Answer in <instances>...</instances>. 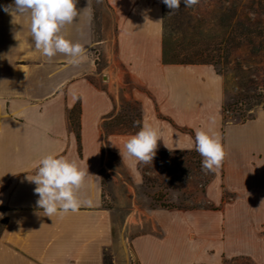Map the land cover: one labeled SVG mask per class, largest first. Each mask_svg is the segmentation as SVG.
<instances>
[{
  "label": "crops",
  "instance_id": "crops-1",
  "mask_svg": "<svg viewBox=\"0 0 264 264\" xmlns=\"http://www.w3.org/2000/svg\"><path fill=\"white\" fill-rule=\"evenodd\" d=\"M13 3L0 0V264H104L106 252L112 264H126L111 213L103 207L100 175L108 150L129 173L138 174L139 163L132 166L124 148L135 134H112L105 140L102 129L113 113V96L120 90L128 95L122 87L126 77L152 97L140 91L130 97L141 103L142 126L155 117L164 124L185 125L194 136L211 127L226 153L205 186L213 209L171 210L169 215L152 210L160 228L131 241L138 261L223 264L228 256L242 255L259 264L264 240L257 227L264 212L254 205L264 203V108L244 123L221 129L224 104L216 102L221 77L203 67L208 65L161 62L159 0H107L117 31L112 43H102L105 62L100 70L92 55L94 0H76L78 15L60 33L85 47L76 65L65 54L49 59L36 51L30 17L3 11ZM210 103L217 108L209 117ZM156 106L163 119L155 116ZM74 113L78 127L72 123ZM193 147L189 143L182 149ZM48 154L75 160L82 168L88 165L90 175L78 191L81 206L76 212L50 218L37 206L36 185L27 177ZM225 193L232 197L225 199Z\"/></svg>",
  "mask_w": 264,
  "mask_h": 264
},
{
  "label": "rangeland",
  "instance_id": "rangeland-1",
  "mask_svg": "<svg viewBox=\"0 0 264 264\" xmlns=\"http://www.w3.org/2000/svg\"><path fill=\"white\" fill-rule=\"evenodd\" d=\"M160 1L162 9V27L164 22V14H176L172 12L162 0ZM183 2V0H181ZM232 1V0H228ZM218 3H221L219 5ZM238 6L236 14L227 32L225 40L232 35L239 33L238 27L258 22V27L264 28V0H237ZM229 2L226 0H199V3L193 7H188V13L196 17L210 19V32L218 36L222 30L216 29L217 19L221 14L228 15ZM224 6V9L222 7ZM94 48L92 50L93 58L97 64V69H101L104 65L102 56L103 46L114 40V21L112 12L106 7L104 0H94ZM238 23V25H237ZM254 28V27H252ZM232 33V34H231ZM216 38V37H215ZM240 41V38H237ZM251 45H245L241 48H235L227 61H222L215 69H221L218 74L212 66H203L209 73H216L223 81L222 90L216 99V102L222 105L235 104L236 110L233 115L238 117L240 111H244L247 115H254L259 109L264 108V36L254 37ZM225 43V42H224ZM237 76V78H236ZM244 76L253 81L249 85L247 81L238 79ZM124 91L128 92L126 96L120 90L113 96L114 105L119 108L123 100H129L133 95H139L141 92L147 91L130 83L126 77L123 86ZM248 89L250 91H248ZM140 91V93L138 92ZM257 95L256 101L246 100L242 95ZM148 94V93H147ZM144 95V94H143ZM151 100V95L148 94ZM132 99V98H131ZM243 103V105H241ZM217 103L208 104V116L213 115L214 107ZM124 107V106H123ZM76 111V109H75ZM155 116L163 119L158 115L156 106ZM73 115L76 116V113ZM219 114L216 116L218 123ZM221 129L227 123H237L236 120L221 116ZM153 126H158L163 131L162 140L158 141L156 156L152 163H139L137 176L129 173L122 165L119 158L110 152H105L104 164L101 170L102 179V200L103 207L111 213L113 219V233L117 243L124 248L125 257L127 245L132 246L131 241L139 235L157 230L160 225L151 218L152 210L167 211L165 215L171 214V210H200L211 209V204L204 194V186L206 181H210L213 176L212 172L202 170V165L198 162L201 155L195 150V136L193 130L184 127L185 125H172L162 123L157 118L152 117L149 122ZM189 143H194L193 154H189L190 150L182 148ZM168 147V148H165ZM180 149V150H179ZM225 199L232 197L231 193H225ZM256 211L264 212V203L255 204ZM238 209H229V213H235ZM164 218H167L165 216ZM258 229H260L262 239L264 240V220L258 221ZM235 223V221H233ZM249 243L250 237H246ZM263 258L259 264H264V245H260ZM110 257V252H106ZM223 264H254L249 257L235 255L224 258Z\"/></svg>",
  "mask_w": 264,
  "mask_h": 264
},
{
  "label": "clouds",
  "instance_id": "clouds-1",
  "mask_svg": "<svg viewBox=\"0 0 264 264\" xmlns=\"http://www.w3.org/2000/svg\"><path fill=\"white\" fill-rule=\"evenodd\" d=\"M162 2L172 10L171 13L180 9L181 0ZM183 3L185 7H193L199 0H183ZM3 11L13 17H30L34 49L43 56L51 59L58 53L65 54L71 57L69 63L74 65L85 56L86 49L82 44L73 43L60 34L62 28L72 24L78 15L76 0H14L13 4L4 5ZM210 123L214 124V119ZM162 136V129L145 122L124 145L132 166L152 163ZM195 150L203 157L202 170L206 172L219 169L226 155L219 134L211 127L206 131H196ZM121 155L124 159L122 152ZM87 175H90L88 165L82 168L75 160L48 154L40 159L35 174L27 179L36 185L34 192L39 197L36 202L38 208L43 209V215L51 218L78 210L81 206L78 191Z\"/></svg>",
  "mask_w": 264,
  "mask_h": 264
},
{
  "label": "trees",
  "instance_id": "trees-1",
  "mask_svg": "<svg viewBox=\"0 0 264 264\" xmlns=\"http://www.w3.org/2000/svg\"><path fill=\"white\" fill-rule=\"evenodd\" d=\"M226 1L229 2L227 8L229 14L225 16L223 13L221 14L219 20L217 19L218 23L216 25V29L222 30V33L218 36L210 32V22L214 20L215 17L207 19V17L202 18L191 15L188 13L189 8L185 7L182 1L180 9L176 12V14L174 13L170 16L168 15V12H165L162 35V64L193 66L208 65L215 69L222 63V61H224V63L227 61L235 48L251 45L252 38L264 36V28L258 27V22L251 24L248 20L249 26L242 24L243 26L238 27L239 33H237V36L232 35L225 40L226 30L230 27L238 6L237 0ZM104 3L112 12L114 30L116 32L117 28L113 10L108 5L107 0H104ZM218 4L221 5V3ZM222 9H224V6ZM238 37L240 38V41H237ZM216 72L219 74L221 69H217ZM238 79L247 81V83L252 85L253 88L252 80L244 76H241ZM248 91L250 90L248 89ZM242 97L246 100L256 101L257 95H249L247 92V94L244 96L242 95ZM121 104L122 105L117 108V106L113 103V113L102 123L105 140L112 134H136L142 128L143 111L141 103L130 98L129 100H123ZM236 104L237 102L235 104L223 105L222 114L225 119L231 118L236 120L238 123H244L253 118L252 114L246 116L244 111H240L238 117L234 116L233 112L240 110H236ZM241 105H243V103H241ZM74 117L75 118L72 120V123L78 127V115L76 114ZM194 152L195 150L188 151L189 154H193ZM202 160L203 157L201 156V158L198 159V162H200L201 165ZM208 182L206 181L205 186ZM205 186L203 192H205ZM211 208L213 209L212 206ZM104 264H112L111 257H107L106 253L104 255Z\"/></svg>",
  "mask_w": 264,
  "mask_h": 264
},
{
  "label": "built area",
  "instance_id": "built-area-1",
  "mask_svg": "<svg viewBox=\"0 0 264 264\" xmlns=\"http://www.w3.org/2000/svg\"><path fill=\"white\" fill-rule=\"evenodd\" d=\"M126 264H141L135 256L132 246L127 245Z\"/></svg>",
  "mask_w": 264,
  "mask_h": 264
}]
</instances>
